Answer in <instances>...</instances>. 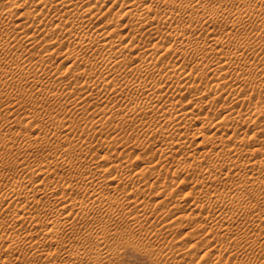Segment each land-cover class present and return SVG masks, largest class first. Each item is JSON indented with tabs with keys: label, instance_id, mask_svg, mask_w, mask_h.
Wrapping results in <instances>:
<instances>
[{
	"label": "bare ground",
	"instance_id": "6f19581e",
	"mask_svg": "<svg viewBox=\"0 0 264 264\" xmlns=\"http://www.w3.org/2000/svg\"><path fill=\"white\" fill-rule=\"evenodd\" d=\"M180 221L264 264V0H0V264H191Z\"/></svg>",
	"mask_w": 264,
	"mask_h": 264
},
{
	"label": "rangeland",
	"instance_id": "374dc122",
	"mask_svg": "<svg viewBox=\"0 0 264 264\" xmlns=\"http://www.w3.org/2000/svg\"><path fill=\"white\" fill-rule=\"evenodd\" d=\"M118 7V8H117ZM213 7V6H212ZM121 8V6H116L115 7V9H113L114 11H112L113 12V14L111 13L110 14V16H113V15H115V13H116V11L118 12L117 14H119V11L118 10H120V12H121V10L122 9H120ZM180 47H183L182 45H180ZM55 59H54V62H56V64L57 63H59L60 62V60H61V56L60 57H57V56H55L54 57ZM59 61V62H58ZM217 114H216V113ZM215 112H213L211 115H213V116H217L219 113H220V111H215ZM215 113V114H214ZM20 117L21 118H23L24 116H21L20 115ZM128 129H129V131H131V129L130 128H126L125 130H127V132L125 133H123V134H121V136L122 135H127V134H129L128 133ZM79 133H80V131H79ZM102 138H105V136H103ZM93 150L94 149H96V150H99L98 151V153L97 154H99V155H101L102 156V154L104 155V152H106V149L103 151V149H100V147H93L92 148ZM138 150H140L139 152H138ZM138 150H136L135 151V153L134 154H136L135 156H137L140 152L141 153H143V150L142 149H138ZM96 151L94 150V153H95ZM108 152V151H107ZM118 152H120V150L118 151ZM144 152H146V153H144V154H146V156L148 155V156H150V152L148 153L147 151H144ZM102 153V154H101ZM110 152H108V154H109ZM140 153V154H141ZM127 154V155H126ZM126 157H131V156H133L134 154H132L131 152L130 153H128V152H126ZM98 155V156H99ZM129 155V156H128ZM134 156V158L135 159H133L134 161L137 159L136 157ZM147 156V158H149ZM98 159L97 160H100L99 159V157H97ZM39 159V158H38ZM40 159L41 160H43V158H41L40 157ZM130 159V158H129ZM132 160V157H131V161H133ZM138 161V162H137ZM137 162V163H136ZM135 164V165H134ZM143 165V162L141 161V163L139 162V159L138 160H136L135 161V163L134 162H132V168L133 169H137V168H139L140 166H142ZM137 166H139V167H137ZM108 167V166H107ZM106 167V168H107ZM182 180V181H181ZM181 180H178V182H182L178 187H176V190L174 191V195H176V196H183L184 195V193H185V191H186V189L188 188V185L190 186V184L189 183H187L188 181L186 180V181H184L183 179H181ZM184 183V184H183ZM186 187V188H185ZM189 189V188H188ZM187 189V190H188ZM152 192V194H154V196L152 195V194H150L151 195V197H150V195H149V197H150V201L152 202V201H154L155 203L156 202H158L159 200H160V198L162 199V194H160L161 195V197L159 196H157V195H155L156 193H155V191H154V189H152L151 190ZM154 191V192H153ZM150 191H148V193H149ZM180 197V198H181ZM189 198V197H188ZM186 196H185V201H186V203H187V205L185 206V207H183V208H186V207H188L189 206V202L191 203L193 200H192V197L189 199V200H187L188 199ZM176 198L175 197H173L172 198V200H175ZM157 200V201H156ZM171 199L170 200H166L167 201V203H170V202H168V201H172ZM191 200V201H190ZM190 207V206H189ZM188 207V208H189ZM183 208L181 209V207H180V209L181 210H183ZM176 210H179V209H175V210H172V212L170 211V213H168L169 214V216H165L164 218V220L163 221H167V222H169V221H171V220H173L174 219V217H172V216H176V214L178 213ZM173 212H176V213H173ZM172 213H173V215H172ZM181 213H182V211H181ZM170 216H171V218H170ZM168 217H169V221H168ZM167 218V219H166ZM161 223L162 222V220H158V221H156L155 223ZM180 222H182V221H180ZM184 223V224H183ZM193 223L194 222H192V225H193ZM150 225V224H149ZM176 225V224H175ZM175 225H174V227H175ZM177 225H179V229L177 228H175V229H173V231H174V233H173V231L171 232V233H169L168 235H165L166 236V239H165V241L166 242H169V240H172V242L171 243H175V245L177 246V248H179V246H180V250H182V251H180L181 253H184V255L187 257V259H188V261H190V263L191 264H205L208 260H210L209 258L208 259H205L204 261L202 260L201 261V259H202V257H200V256H203V255H205V252H206V249H205V247H206V244H205V242L203 243H201V242H198L199 243V246H197V245H193V242L195 243V242H197L199 239H198V236H200L199 234H202L203 233V231H201V229H199L198 231H196V229H194L193 227H192V225L191 224H189V225H187V222H185V221H183L181 224H177ZM187 225V226H189V228L187 227H185V226ZM152 226V225H151ZM180 226H181V228H180ZM183 226V227H182ZM149 227V226H148ZM193 228V229H192ZM191 229L193 230L192 231V233H193V235L191 234V236L189 237L188 236V234L190 235V231H191ZM194 230H195V232H194ZM186 234H187V236H186ZM197 238V239H194V238ZM168 240V241H167ZM173 243V244H174ZM140 244H141V241H140ZM139 244V249L141 248V245ZM156 245V246H155ZM193 245V246H192ZM196 246V247H195ZM157 247V244L156 243H154L153 244V246L152 247H148V252L147 251H144L145 249H138V248H136L135 249V247L134 248H132L131 246L130 247H128L127 249H125V251L123 252V259L121 260V262H119V264H160L161 262H159V260L157 259V258H155V257H150L149 256V254H152V255H154V253L151 251L153 248H156ZM131 249V250H130ZM133 249V250H132ZM143 250V251H142ZM147 250V249H146ZM139 251H141V252H139ZM134 252H136V253H134ZM204 252V253H203ZM125 253H126V255H125ZM163 264V263H162ZM226 264H229V263H226ZM230 264H233V263H231L230 262Z\"/></svg>",
	"mask_w": 264,
	"mask_h": 264
}]
</instances>
